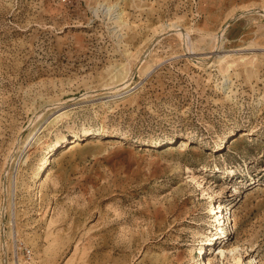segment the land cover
<instances>
[{"label":"rangeland","instance_id":"obj_1","mask_svg":"<svg viewBox=\"0 0 264 264\" xmlns=\"http://www.w3.org/2000/svg\"><path fill=\"white\" fill-rule=\"evenodd\" d=\"M259 11L0 0V264H264Z\"/></svg>","mask_w":264,"mask_h":264},{"label":"bare ground","instance_id":"obj_2","mask_svg":"<svg viewBox=\"0 0 264 264\" xmlns=\"http://www.w3.org/2000/svg\"><path fill=\"white\" fill-rule=\"evenodd\" d=\"M252 12H256V11H252ZM259 12L262 13V14H264L262 11H259ZM247 13H251V12H247ZM244 15H245V13H244ZM219 40H220V39H219ZM145 56H146V55L142 56V58H141V60H140V62H139V64H138L137 68L134 69L132 75H134L135 70L138 69V67H140V66L142 65V63H143V61H144V59H145ZM131 81H132V77H131V76H128V78H126V80L123 81V82L120 84V86H121L122 88H120V89H118L117 91L113 92V93H112V94H113L112 96H113L114 98H117V97H121L122 95L126 94V92L129 90V88H131V86H132V84H130ZM59 111H60V114L65 113V112H66V107L60 109ZM59 111H58V112H59ZM243 136H244V135H242V137H243ZM201 139H202V138H201ZM27 141H28V140H27ZM72 143L75 144V146H76V142H75V141L72 142ZM75 146H74V145L70 146V150L73 149ZM80 146H81V144H80ZM48 176H49V175H48ZM223 209H224V208H223V205L220 204V205L218 206V209H217V212H216L217 215L220 214V217H221V218H222V212H223ZM219 224H220V223H219ZM2 241H3L4 244H6V239H5V235H4V234H2ZM4 248H5V247H4ZM4 250H5V249H4ZM5 251H6V250H5ZM5 253H6V252H5ZM5 264H9V263L7 262V258H5Z\"/></svg>","mask_w":264,"mask_h":264},{"label":"built area","instance_id":"obj_3","mask_svg":"<svg viewBox=\"0 0 264 264\" xmlns=\"http://www.w3.org/2000/svg\"><path fill=\"white\" fill-rule=\"evenodd\" d=\"M27 253V255H29L30 256V254H31V252L30 251H28V252H26Z\"/></svg>","mask_w":264,"mask_h":264}]
</instances>
